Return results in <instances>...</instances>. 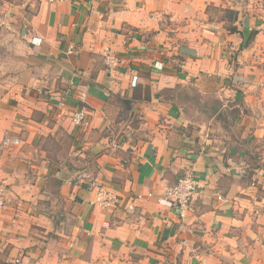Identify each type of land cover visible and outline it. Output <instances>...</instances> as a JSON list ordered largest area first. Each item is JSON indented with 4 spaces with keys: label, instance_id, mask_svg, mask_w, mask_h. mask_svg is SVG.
Returning a JSON list of instances; mask_svg holds the SVG:
<instances>
[{
    "label": "crops",
    "instance_id": "crops-1",
    "mask_svg": "<svg viewBox=\"0 0 264 264\" xmlns=\"http://www.w3.org/2000/svg\"><path fill=\"white\" fill-rule=\"evenodd\" d=\"M258 12L0 0V264H264ZM188 170L198 189L180 214L157 198Z\"/></svg>",
    "mask_w": 264,
    "mask_h": 264
},
{
    "label": "built area",
    "instance_id": "built-area-1",
    "mask_svg": "<svg viewBox=\"0 0 264 264\" xmlns=\"http://www.w3.org/2000/svg\"><path fill=\"white\" fill-rule=\"evenodd\" d=\"M50 3L62 2L63 0H47ZM103 57L107 65L116 64L117 59L110 50L103 52ZM84 97L82 96L81 99ZM71 122L75 126L85 127L88 124L87 112L84 107H80L71 117ZM7 141H5V144ZM97 195L95 203L101 208H106L113 202L112 195L103 185L96 187ZM198 189V184L191 171H187L180 177L177 182L165 189L162 195L158 196V203H168L179 211L180 214L188 208V205ZM219 199V198H218ZM6 207V189L5 185L0 181V215Z\"/></svg>",
    "mask_w": 264,
    "mask_h": 264
},
{
    "label": "rangeland",
    "instance_id": "rangeland-1",
    "mask_svg": "<svg viewBox=\"0 0 264 264\" xmlns=\"http://www.w3.org/2000/svg\"><path fill=\"white\" fill-rule=\"evenodd\" d=\"M253 5L259 6V10L260 11H264V0H253ZM258 14L264 15V12L263 13L262 12H258ZM205 103H209V102L206 101ZM237 132H238V129L230 131V133H232V135L237 133Z\"/></svg>",
    "mask_w": 264,
    "mask_h": 264
}]
</instances>
